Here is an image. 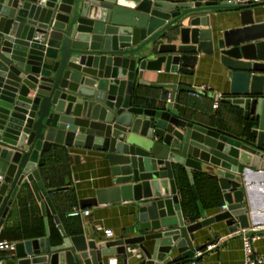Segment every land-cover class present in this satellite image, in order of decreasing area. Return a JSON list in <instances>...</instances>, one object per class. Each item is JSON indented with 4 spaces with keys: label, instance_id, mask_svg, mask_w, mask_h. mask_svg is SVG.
Here are the masks:
<instances>
[{
    "label": "water",
    "instance_id": "1",
    "mask_svg": "<svg viewBox=\"0 0 264 264\" xmlns=\"http://www.w3.org/2000/svg\"><path fill=\"white\" fill-rule=\"evenodd\" d=\"M263 5L0 0V231L27 186L59 231L56 241L47 233L17 242L0 264H110L111 256L128 264L134 246L140 264H176L195 261L196 253L210 247L195 244V233L205 227L224 222L231 233L249 229L259 214L252 193L264 191V23L251 15ZM220 12L239 18L240 26L219 34L210 14ZM200 54L218 57L227 70L231 96L222 101L244 112L245 138L181 118L176 93L194 88L143 80L147 71L193 76ZM141 85L172 90L170 101L138 105L142 97L135 90ZM52 144L105 153L112 186L81 200L80 208L135 202L136 236L104 242L66 232L40 172L41 153ZM192 170L218 179L227 210L207 216ZM182 171L202 219L193 224L181 210Z\"/></svg>",
    "mask_w": 264,
    "mask_h": 264
},
{
    "label": "crops",
    "instance_id": "2",
    "mask_svg": "<svg viewBox=\"0 0 264 264\" xmlns=\"http://www.w3.org/2000/svg\"><path fill=\"white\" fill-rule=\"evenodd\" d=\"M192 2L195 0H175ZM255 23H264V5L254 8L251 13ZM211 25L222 34L240 26L239 18H232L228 12L211 13ZM164 69V68H163ZM143 80L150 84H178L194 88L202 94L201 98L191 96L186 91H177L174 108L180 117L190 122L220 128L241 138L246 137L243 127L247 126L244 112L220 100L218 108L213 104L222 95L230 98L229 75L218 57L200 54L193 76L183 74L145 72ZM141 100L137 102L143 107L167 105L169 89H158L141 85L135 90ZM216 95V99L214 96ZM33 96V94L31 95ZM46 165L40 168L42 182L61 219V223L70 236L85 233L88 239L97 238L104 242L117 241L136 236L134 233L137 222L135 202H118L98 205L89 209H81L80 201L96 197V192L112 186L110 166L105 153L84 148H69L64 145L52 144L50 151L41 153ZM178 169L177 166H175ZM199 200L208 217L222 211L225 204L218 179L197 170H192ZM254 184H258V175H253ZM264 186V178L260 183ZM177 190L183 216L189 224L200 222L201 216L190 182L184 171L177 179ZM192 200L190 199V195ZM185 195V196H184ZM252 198L258 206V217L252 226H264V191L255 189ZM75 210H81L79 217L71 216ZM50 234L56 241L59 231L54 217L47 220L42 214L41 204L30 186L21 187L17 197L9 209L0 231V241L16 244L17 242L43 238ZM242 230L231 233L224 222L215 223L195 233V244L202 246L211 244L196 253L197 264H245ZM216 234V238L213 235ZM137 248V246H134ZM10 255L1 252L0 256ZM175 252L172 256H176ZM254 255L264 257V238L254 243ZM117 260L124 264L118 256L109 260ZM194 260V259H193ZM185 260L176 264H192ZM136 257H130L128 264H140Z\"/></svg>",
    "mask_w": 264,
    "mask_h": 264
},
{
    "label": "built area",
    "instance_id": "3",
    "mask_svg": "<svg viewBox=\"0 0 264 264\" xmlns=\"http://www.w3.org/2000/svg\"><path fill=\"white\" fill-rule=\"evenodd\" d=\"M191 96L196 98H201L202 94L200 92H192L189 93ZM168 100L170 101L171 94L167 96ZM224 99L222 95L219 96V99L215 101L213 107L216 109L220 105V100ZM228 206L224 204L222 206V211L227 210ZM82 215L81 210H75L71 216L79 217ZM241 237L243 240V248L245 254V264H264V257H257L254 255V243L261 238H264V226H252L249 229H243L241 233ZM212 247V246H210ZM209 247V248H210ZM15 251V244L9 243L7 241H0V252L3 253H13ZM130 254H132L137 259L142 258V254L139 250L135 248H128ZM110 264H117V260H110ZM192 264H197L195 261Z\"/></svg>",
    "mask_w": 264,
    "mask_h": 264
},
{
    "label": "trees",
    "instance_id": "4",
    "mask_svg": "<svg viewBox=\"0 0 264 264\" xmlns=\"http://www.w3.org/2000/svg\"><path fill=\"white\" fill-rule=\"evenodd\" d=\"M44 160H45V165H46V159L44 158ZM45 165L43 166V167H45ZM42 167V168H43ZM193 194V193H192ZM189 195H190V193H189ZM185 196V195H184ZM190 199L192 200V196L190 195Z\"/></svg>",
    "mask_w": 264,
    "mask_h": 264
}]
</instances>
